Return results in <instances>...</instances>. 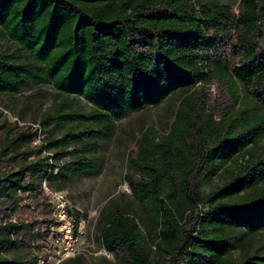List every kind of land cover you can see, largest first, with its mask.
I'll return each mask as SVG.
<instances>
[{
	"label": "trees",
	"instance_id": "1",
	"mask_svg": "<svg viewBox=\"0 0 264 264\" xmlns=\"http://www.w3.org/2000/svg\"><path fill=\"white\" fill-rule=\"evenodd\" d=\"M231 32L234 64L220 49ZM0 33L14 47L0 49V95L48 83L57 103L40 126L85 123L47 139L52 156L25 147L36 135L28 128L5 139L0 211L27 207L24 196L49 223L42 184L92 172L86 155L116 121L175 96L168 133L147 128L128 159L131 201L119 197L99 215L102 249L117 264H264V243L255 244L264 232V0H240L238 15L211 0H0ZM209 82L231 101L217 118L195 91ZM76 99L88 114L72 110ZM36 223H0V264H46Z\"/></svg>",
	"mask_w": 264,
	"mask_h": 264
},
{
	"label": "rangeland",
	"instance_id": "2",
	"mask_svg": "<svg viewBox=\"0 0 264 264\" xmlns=\"http://www.w3.org/2000/svg\"><path fill=\"white\" fill-rule=\"evenodd\" d=\"M220 4L228 5L235 15L239 14L240 0H211ZM231 42L223 45V51L229 62H237V58L232 54V44L235 43V34L231 32ZM5 35L0 33V49L13 50ZM238 93L244 101L245 94L240 85L237 86ZM197 95L200 96L201 103H204L209 112L217 118L224 112V109L231 105L225 89L217 82L197 84L195 87ZM56 92L48 83L39 88L22 90L17 94L0 95V148L5 139L12 136L17 130L28 128L36 133L35 137L25 146L29 149L43 147L42 156H52L58 150L47 149V139L59 138L68 128L75 131L83 129L85 123L76 121L60 126L45 125L40 126V122L45 114L52 113L56 107L54 96ZM177 98L170 96L169 99L158 107L147 108L143 111L130 114L123 120L114 123L113 136L109 141H98L97 151L86 155L94 164V170L81 175L71 174L64 183L56 181L52 189L61 191L66 197L70 210L76 215L78 220L83 221L82 234L78 237L74 245V257L81 256L84 264H117L110 254H107L101 247L96 235L95 225L101 211L111 202L119 197H124L131 201L130 192L124 182V177L131 171L128 167V159L132 153H136V140L147 128L152 127L159 136L168 133L169 125L173 120V114L177 107ZM72 110L78 114H88L90 106L81 99H76ZM70 157L61 159H51L49 163L59 165L67 163ZM21 163H16L13 168H17ZM224 180V176L215 177L212 182L201 188L202 193H208ZM41 190L48 203V210L51 213L50 222L44 223L40 217L39 210L24 196L21 204L27 207L17 209L15 212L0 211V223L36 221L35 232L46 233L42 240L43 253L48 256L46 264H59L58 259H54L51 253L46 251V245L51 242L49 227L52 222V209L47 192L42 184ZM199 214H203L207 207L200 205ZM256 243H264V232L255 238ZM69 258H72L70 256ZM65 259V258H64ZM41 264V262H39ZM45 264V263H43Z\"/></svg>",
	"mask_w": 264,
	"mask_h": 264
},
{
	"label": "built area",
	"instance_id": "3",
	"mask_svg": "<svg viewBox=\"0 0 264 264\" xmlns=\"http://www.w3.org/2000/svg\"><path fill=\"white\" fill-rule=\"evenodd\" d=\"M43 186L52 209V222L49 227L51 242L45 248L60 263L70 256L74 257V245L82 234L83 221L78 220L70 210L63 192L48 190L45 183Z\"/></svg>",
	"mask_w": 264,
	"mask_h": 264
}]
</instances>
